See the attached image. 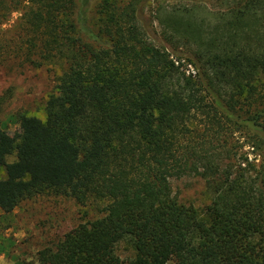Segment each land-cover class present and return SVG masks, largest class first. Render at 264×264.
<instances>
[{"label":"trees","instance_id":"16d2710c","mask_svg":"<svg viewBox=\"0 0 264 264\" xmlns=\"http://www.w3.org/2000/svg\"><path fill=\"white\" fill-rule=\"evenodd\" d=\"M225 1L206 36L178 16L191 8L168 15V41L190 48L193 76L148 38L137 0H102L95 27L76 0H0V63L66 65L45 120L19 113L9 132L11 92L0 93V209L45 191L107 201L103 216L17 264H264V0ZM186 175L205 180L203 212L174 189ZM126 237L129 261L116 252Z\"/></svg>","mask_w":264,"mask_h":264},{"label":"rangeland","instance_id":"374dc122","mask_svg":"<svg viewBox=\"0 0 264 264\" xmlns=\"http://www.w3.org/2000/svg\"><path fill=\"white\" fill-rule=\"evenodd\" d=\"M83 6L90 24L95 27L99 18L98 5L102 0H76ZM127 2L128 0H118ZM138 18L148 38L157 46L165 48L172 56L183 58L187 73L199 74V68L189 59L190 48L187 45H176L168 41V15L174 7L191 8L187 14H178L190 19L199 26L203 36L214 32L218 20V11L226 6L225 0H137ZM21 10L11 12L2 23V28H10L20 17ZM166 30V35L164 33ZM8 36V34H7ZM66 65L64 61H45L36 58L34 62L9 57L0 63V93L10 90L1 115L2 127L13 133L19 130L18 114L27 113L45 120L46 102L56 91L58 76ZM240 142L245 140L243 132L235 134ZM251 145H245L250 158L257 156L262 160V149L252 152ZM15 156L8 158L13 161ZM3 173V172H2ZM174 189L184 203L193 204L200 212L209 203L205 180L199 175H186L172 178ZM107 201L87 205L79 204L74 198L45 191L24 199L11 212L0 209V264H17L19 260L35 261L37 252L54 245L63 235L81 222L94 220L105 214ZM117 254L125 261L135 255L130 238L121 239L116 245Z\"/></svg>","mask_w":264,"mask_h":264}]
</instances>
